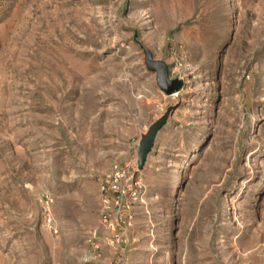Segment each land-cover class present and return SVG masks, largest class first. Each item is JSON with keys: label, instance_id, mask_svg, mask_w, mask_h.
I'll return each instance as SVG.
<instances>
[{"label": "rangeland", "instance_id": "374dc122", "mask_svg": "<svg viewBox=\"0 0 264 264\" xmlns=\"http://www.w3.org/2000/svg\"><path fill=\"white\" fill-rule=\"evenodd\" d=\"M0 264H264V0H0Z\"/></svg>", "mask_w": 264, "mask_h": 264}, {"label": "built area", "instance_id": "2783aa9c", "mask_svg": "<svg viewBox=\"0 0 264 264\" xmlns=\"http://www.w3.org/2000/svg\"><path fill=\"white\" fill-rule=\"evenodd\" d=\"M136 170L138 169L136 168ZM135 186L136 182L132 178V172L127 168L124 169L117 166H114L99 181L98 189L103 211L108 214L110 211L108 210L109 207L113 208V220L105 216L106 213L102 216L103 223H108L111 230L116 227L121 231L125 228L124 226H129L131 219L129 209L136 200ZM46 217L50 232L55 234L56 230L52 226L50 218Z\"/></svg>", "mask_w": 264, "mask_h": 264}, {"label": "water", "instance_id": "95a60500", "mask_svg": "<svg viewBox=\"0 0 264 264\" xmlns=\"http://www.w3.org/2000/svg\"><path fill=\"white\" fill-rule=\"evenodd\" d=\"M144 55V65L146 69L155 74L156 85L166 96H171L177 93L182 88V81L179 79L170 80L168 77V68L161 61H155L151 53L143 45L138 43ZM172 111L168 108L164 115L152 123L145 134L140 136V139L135 146L136 167L141 170L144 166L148 154L151 152L157 133L165 125L166 120Z\"/></svg>", "mask_w": 264, "mask_h": 264}, {"label": "bare ground", "instance_id": "6f19581e", "mask_svg": "<svg viewBox=\"0 0 264 264\" xmlns=\"http://www.w3.org/2000/svg\"><path fill=\"white\" fill-rule=\"evenodd\" d=\"M177 94H173L172 96H176Z\"/></svg>", "mask_w": 264, "mask_h": 264}]
</instances>
